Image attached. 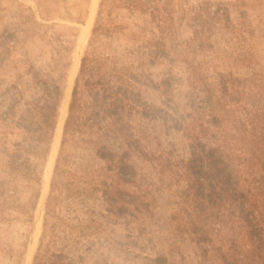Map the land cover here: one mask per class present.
I'll return each mask as SVG.
<instances>
[{"label":"rangeland","instance_id":"rangeland-1","mask_svg":"<svg viewBox=\"0 0 264 264\" xmlns=\"http://www.w3.org/2000/svg\"><path fill=\"white\" fill-rule=\"evenodd\" d=\"M159 255L264 264V0H0V264Z\"/></svg>","mask_w":264,"mask_h":264},{"label":"trees","instance_id":"trees-1","mask_svg":"<svg viewBox=\"0 0 264 264\" xmlns=\"http://www.w3.org/2000/svg\"><path fill=\"white\" fill-rule=\"evenodd\" d=\"M85 59H83V65H84ZM74 97H75V93H74ZM202 153H197V151H193L191 154L192 160H196L197 157H199ZM208 156H212V166L211 169L215 172L213 177H216L219 180V184H217L216 186H213L214 188L212 190H210L209 192H205V186L203 185V182H200V178H195V180L190 184V187H197V189H195V197L200 198L201 200H203V202H207L209 204H215L217 203V201L224 196V191H225V187H224V172H225V176H227V179H229L231 177L230 175V171L228 169V165L225 163L221 153L216 150V149H211L209 150ZM221 165H224V170L222 172V168ZM211 175V174H210ZM219 185V189L220 191H217L216 187H218ZM224 189V191H223ZM236 194L238 196H242L244 194V192H241L239 188H233L232 193L229 194V196H231V198H235ZM237 196V197H238ZM156 262H158L159 264H166L168 263V258L166 256H162L159 255L157 256V258L155 259Z\"/></svg>","mask_w":264,"mask_h":264}]
</instances>
